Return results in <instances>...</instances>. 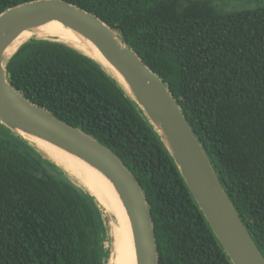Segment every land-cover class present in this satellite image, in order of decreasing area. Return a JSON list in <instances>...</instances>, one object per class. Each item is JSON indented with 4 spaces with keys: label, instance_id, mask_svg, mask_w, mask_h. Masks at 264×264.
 Returning a JSON list of instances; mask_svg holds the SVG:
<instances>
[{
    "label": "trees",
    "instance_id": "16d2710c",
    "mask_svg": "<svg viewBox=\"0 0 264 264\" xmlns=\"http://www.w3.org/2000/svg\"><path fill=\"white\" fill-rule=\"evenodd\" d=\"M28 0H0V12ZM97 14L164 81L264 254V8L208 0H66ZM22 44L12 84L114 151L146 195L159 264H229L170 156L114 80L72 47ZM1 133V132H0ZM92 196L25 143L0 135V264H104Z\"/></svg>",
    "mask_w": 264,
    "mask_h": 264
},
{
    "label": "water",
    "instance_id": "95a60500",
    "mask_svg": "<svg viewBox=\"0 0 264 264\" xmlns=\"http://www.w3.org/2000/svg\"><path fill=\"white\" fill-rule=\"evenodd\" d=\"M54 21L87 39L107 66L64 42L44 40L64 43L91 58L123 90L170 156L229 264H264V254L167 82L144 62L118 29L97 14L66 0H28L0 12V132L27 144L49 161L16 132L38 138L93 167L111 184L125 210L136 264H159L149 204L130 169L108 146L28 99L9 79L7 64L18 50L8 56L10 45L24 30ZM32 39L39 38L26 42Z\"/></svg>",
    "mask_w": 264,
    "mask_h": 264
},
{
    "label": "bare ground",
    "instance_id": "6f19581e",
    "mask_svg": "<svg viewBox=\"0 0 264 264\" xmlns=\"http://www.w3.org/2000/svg\"><path fill=\"white\" fill-rule=\"evenodd\" d=\"M31 38H50L64 42L107 66L99 52L87 39L59 21L24 30L8 48V56L14 53L22 43ZM16 135L30 143L86 189L94 197L101 210L110 217L111 252L107 264H136L130 224L111 184L93 167L79 158L38 138L21 132H16Z\"/></svg>",
    "mask_w": 264,
    "mask_h": 264
},
{
    "label": "rangeland",
    "instance_id": "374dc122",
    "mask_svg": "<svg viewBox=\"0 0 264 264\" xmlns=\"http://www.w3.org/2000/svg\"><path fill=\"white\" fill-rule=\"evenodd\" d=\"M215 8L222 13L237 12L242 10H253L257 8H264V0H208ZM2 129L0 128V131ZM1 135V133H0ZM105 224V235L101 242L103 251L104 264H107L111 252V237L109 235V222L110 217L106 214L103 215Z\"/></svg>",
    "mask_w": 264,
    "mask_h": 264
}]
</instances>
